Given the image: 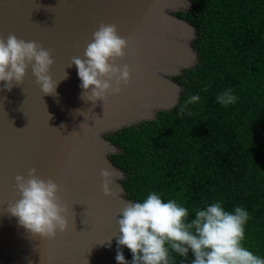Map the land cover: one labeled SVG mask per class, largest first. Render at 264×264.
Returning <instances> with one entry per match:
<instances>
[{
    "label": "water",
    "instance_id": "95a60500",
    "mask_svg": "<svg viewBox=\"0 0 264 264\" xmlns=\"http://www.w3.org/2000/svg\"><path fill=\"white\" fill-rule=\"evenodd\" d=\"M192 6L191 0H0V38L6 42L12 34L49 50L54 63L48 74L56 85L53 94L44 93L31 66L11 91L0 82V264H118L122 202L136 201L127 196L126 172L111 159L120 148L108 135L153 120L158 111L179 103L182 85L175 76L194 66L198 56L191 44L197 29L177 13ZM158 18L189 28V37L182 39L187 63L163 67L159 55L144 48ZM102 23L114 24L127 39L118 65L127 64L131 77L118 94L109 91L104 101L93 102L83 97L71 63L83 58ZM164 88L170 93L165 102L160 100ZM33 168L41 179L59 185L68 208L67 229L53 237L33 235L7 211L20 198L15 177L27 178ZM104 168L113 171L107 195L101 186Z\"/></svg>",
    "mask_w": 264,
    "mask_h": 264
},
{
    "label": "trees",
    "instance_id": "16d2710c",
    "mask_svg": "<svg viewBox=\"0 0 264 264\" xmlns=\"http://www.w3.org/2000/svg\"><path fill=\"white\" fill-rule=\"evenodd\" d=\"M177 14L197 29L198 59L175 80L179 103L157 117L108 135L119 148L111 159L126 172L128 198L151 192L195 210L223 201L249 213L242 246L264 259V0H191ZM205 88L207 90L205 91ZM231 89L236 102L217 97ZM200 101L180 109L191 95ZM131 264L132 253L121 247ZM171 252L172 264H192Z\"/></svg>",
    "mask_w": 264,
    "mask_h": 264
},
{
    "label": "clouds",
    "instance_id": "9594fccd",
    "mask_svg": "<svg viewBox=\"0 0 264 264\" xmlns=\"http://www.w3.org/2000/svg\"><path fill=\"white\" fill-rule=\"evenodd\" d=\"M127 46V39L118 34L114 24L102 23L93 32L83 58H72L71 65L78 70L85 99L104 101L109 91L118 94L121 83H129L131 69L127 64L118 65ZM53 63L51 52L34 41L26 42L12 34L6 42L0 38V82H5L4 88L8 91L13 81L23 82L31 66L32 75L42 91L53 94L56 85L48 74ZM200 99L198 94L189 96L180 111L184 112L188 105ZM236 99L229 89L217 97V102L227 106ZM35 173L33 168L27 178L15 177L20 198L8 204L7 211L33 235L53 237L57 231L67 229L68 208L62 203L59 185ZM100 176L107 195L113 171L101 169ZM188 215L186 207L172 199L164 202L156 192H151L142 202L123 201L117 221L119 235L115 259L118 264H129L120 250L122 246L131 251V264H172L171 252L187 257L189 250L195 257L192 264H264V259L242 246L249 220V213L242 206L227 211L223 201H217L196 209L195 218L190 221Z\"/></svg>",
    "mask_w": 264,
    "mask_h": 264
},
{
    "label": "bare ground",
    "instance_id": "6f19581e",
    "mask_svg": "<svg viewBox=\"0 0 264 264\" xmlns=\"http://www.w3.org/2000/svg\"><path fill=\"white\" fill-rule=\"evenodd\" d=\"M155 34L149 38L150 46L145 49L153 54L157 59L160 57L159 64L163 67L175 68L177 65L185 64L189 61L190 55L183 47V38H188L190 30L181 21L166 22L163 18H158ZM139 67L135 65L134 72H138ZM160 91V100L165 102L169 100L168 88ZM93 224V223H92Z\"/></svg>",
    "mask_w": 264,
    "mask_h": 264
}]
</instances>
